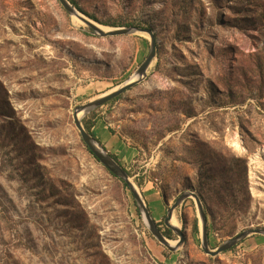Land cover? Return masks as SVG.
I'll return each instance as SVG.
<instances>
[{
  "label": "rangeland",
  "instance_id": "374dc122",
  "mask_svg": "<svg viewBox=\"0 0 264 264\" xmlns=\"http://www.w3.org/2000/svg\"><path fill=\"white\" fill-rule=\"evenodd\" d=\"M67 1L104 31L154 33L141 83L81 120L160 232L186 192L207 198L211 251L264 229V0ZM149 51L148 36L100 37L58 0H0V264H264L262 234L205 253L192 197L173 212L184 242L171 231L168 250L82 142L74 109Z\"/></svg>",
  "mask_w": 264,
  "mask_h": 264
},
{
  "label": "water",
  "instance_id": "95a60500",
  "mask_svg": "<svg viewBox=\"0 0 264 264\" xmlns=\"http://www.w3.org/2000/svg\"><path fill=\"white\" fill-rule=\"evenodd\" d=\"M61 4V6L65 9V11L70 14L72 17H76L78 20H80L84 25L92 29L97 35L100 37H116V36H123L128 35L131 33H140L148 36L150 38V51L148 56L145 58L144 62L139 66V68L136 70L135 74L124 84L116 87L114 90H111L110 92L102 95L101 97L94 99L86 104H83L81 106H77L74 109L73 113V120L74 125L80 135V138L84 145L88 148V150L91 152V154L97 159V161L113 176L120 179L122 182H124L128 188L130 189L135 202L138 206V209L140 211V214L142 218L145 220L147 227L149 231L152 233V235L158 240V242L162 245H164L168 250L172 251L174 248L171 247L168 244L167 239L163 236V234L160 232L158 226L156 223L152 220L149 211L145 207L144 201L142 200L140 194L137 192L134 185L131 183L130 178L128 174L126 173L123 168L117 164L114 159L98 145V143L93 139L92 136H90L86 130L83 127L82 124V117L89 113L91 110H94L107 102L111 101L112 99L117 98L122 93L126 92L127 90L131 89L135 85L141 83V81L146 77V73L150 65L155 59L156 56V41L155 36L152 30L150 29H143V28H114L110 29L108 31H104L100 28H98L94 22L90 21L89 19L85 18L83 15H81L67 0H58ZM84 113V115L80 118L79 114ZM192 197L195 200L198 215L200 219V234H201V242H202V249L205 253L216 256L222 252H225L235 245H237L239 242L244 240L246 237H248L250 234H262L264 235V229H258L255 231H245L241 234L229 239L222 245H220L216 250L211 251L208 249V243H207V224H206V216L203 209L202 202L192 192H186L182 194L175 203L167 209L166 217L164 219V224L166 228L173 231L179 238L178 245L179 247L184 242V236L182 234V231L173 226L171 224V220L173 217V212L176 208L180 206L181 203H183L187 198ZM176 247V248H177Z\"/></svg>",
  "mask_w": 264,
  "mask_h": 264
},
{
  "label": "trees",
  "instance_id": "16d2710c",
  "mask_svg": "<svg viewBox=\"0 0 264 264\" xmlns=\"http://www.w3.org/2000/svg\"><path fill=\"white\" fill-rule=\"evenodd\" d=\"M71 2V1H70ZM71 4H73L74 6H75V4L73 3V2H71ZM93 19V18H92ZM108 26H111V27H138L139 25H135V24H133V23H125V24H121V23H112V24H107ZM119 97V96H118ZM117 97V98H118ZM117 98H115V99H113V100H111L110 102H112V101H114V100H116ZM82 123H83V126H84V129L86 130V132L90 135V136H92L93 137V139H95V140H97V138H96V134H95V132H93L92 130H91V128H92V123H90L89 122V120L87 121V120H83L82 121ZM87 148V147H86ZM87 150H88V148H87ZM89 151V150H88ZM90 152V151H89ZM90 154H91V152H90ZM92 155V154H91ZM93 156V155H92ZM95 158V157H94ZM112 158L114 159V160H116L117 158L115 157V156H113L112 155ZM96 159V158H95ZM97 160V159H96ZM112 175V174H111ZM113 176V175H112ZM113 177H115V176H113ZM116 178V177H115ZM123 185H124V187L125 188H127V185L123 182ZM204 187V188H203ZM203 187H201V189L202 190H206L207 188H206V186L205 185H203ZM204 190V191H205ZM198 198L200 199V201L202 202V204H203V206H205L206 207V205H207V198L203 195V194H198ZM206 215V214H205ZM193 230H194V232H197L198 231V228H197V225H196V223L194 224V228H193ZM163 235L165 236V237H167V238H171V230H169V229H166L165 230V232L163 233Z\"/></svg>",
  "mask_w": 264,
  "mask_h": 264
},
{
  "label": "bare ground",
  "instance_id": "6f19581e",
  "mask_svg": "<svg viewBox=\"0 0 264 264\" xmlns=\"http://www.w3.org/2000/svg\"><path fill=\"white\" fill-rule=\"evenodd\" d=\"M73 18V17H72ZM74 18H76V17H74ZM77 19V18H76ZM97 26V25H96ZM98 28H100V29H102L101 27H99V26H97ZM109 30V29H108ZM107 30V31H108ZM84 115V113H81V114H79V117L81 118L82 116ZM173 218V217H172ZM171 224H172V220H171ZM168 244H169V242H168ZM170 245V244H169ZM177 245H178V242H177V244H176V246H175V248L177 247Z\"/></svg>",
  "mask_w": 264,
  "mask_h": 264
}]
</instances>
